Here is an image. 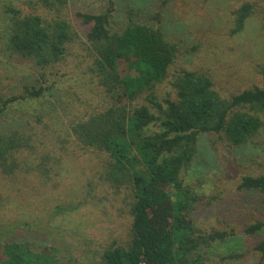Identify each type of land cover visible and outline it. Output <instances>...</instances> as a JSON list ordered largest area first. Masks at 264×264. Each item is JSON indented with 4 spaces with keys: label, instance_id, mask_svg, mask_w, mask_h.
Here are the masks:
<instances>
[{
    "label": "rangeland",
    "instance_id": "374dc122",
    "mask_svg": "<svg viewBox=\"0 0 264 264\" xmlns=\"http://www.w3.org/2000/svg\"><path fill=\"white\" fill-rule=\"evenodd\" d=\"M64 2L60 13L43 8L35 11L44 17L60 14L79 37L45 77L29 60L9 57L0 31V97H19L26 86L43 88L46 99L56 106H49L44 122H40L41 104L22 99L0 116L7 121L2 127L27 133L37 149L19 154L21 167L15 174L0 171V244H28L37 253H49L57 264H102L108 247L128 241L131 216L124 211V192L116 194L100 178L109 156L81 148L67 137V131L79 120L105 110L112 95L117 103L121 96L101 86L90 71L94 57L82 45L90 27L77 13L100 14L112 6L115 27L132 16L159 29L178 47L170 80L185 69L205 72L215 90L229 98L255 86L264 88V0ZM245 4L253 6L252 13L243 30L235 33L236 11ZM17 11L33 12L26 0H0L2 24L16 17ZM128 72L127 64L120 63L121 75ZM170 80L158 90L160 100L172 93ZM46 145L63 157V163L41 174L34 167L40 164V149ZM261 174L264 132L240 147L229 145L217 134L200 136L198 153L184 171V178L200 197L195 220L207 233L232 236L211 250L209 264H264V257L254 251L261 238L243 234L256 221L264 222V194L238 189L243 176Z\"/></svg>",
    "mask_w": 264,
    "mask_h": 264
},
{
    "label": "trees",
    "instance_id": "16d2710c",
    "mask_svg": "<svg viewBox=\"0 0 264 264\" xmlns=\"http://www.w3.org/2000/svg\"><path fill=\"white\" fill-rule=\"evenodd\" d=\"M26 2L32 13L17 11L9 22H0L4 49L9 57L32 62L45 77L79 37L70 21L58 14L64 0ZM40 8L58 13L44 17L35 12ZM252 9L245 4L236 11L235 33L243 30ZM112 11L111 6L104 13L77 16L90 27L82 43L94 57L90 71L101 86L118 92L120 102H114L112 95L105 110L79 120L67 131V137L81 148L109 156L100 178L116 194L124 192V211L131 216L128 241L108 247L102 264H209L211 250L232 236L207 233L198 225L195 215L200 197L184 178V171L198 153L202 134H217L234 147L263 134L264 88L255 86L224 98L205 72L185 69L170 80L177 45L167 41L159 29L132 16L115 27ZM120 63L127 64V74L121 75ZM169 80L172 93L160 100L158 90ZM45 92L26 86L19 97H0V116L22 99L41 104L40 122H44L49 106L56 108ZM6 122L0 119V171L10 176L21 167L19 154L37 149L27 133L2 127ZM62 163L63 157L46 145L40 149V164L34 170L48 174ZM238 189L264 194V174L243 176ZM243 234L261 238L254 251L264 257V222L256 221ZM0 264L57 262L45 251L37 253L28 244L11 243L0 244Z\"/></svg>",
    "mask_w": 264,
    "mask_h": 264
}]
</instances>
